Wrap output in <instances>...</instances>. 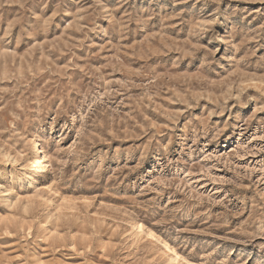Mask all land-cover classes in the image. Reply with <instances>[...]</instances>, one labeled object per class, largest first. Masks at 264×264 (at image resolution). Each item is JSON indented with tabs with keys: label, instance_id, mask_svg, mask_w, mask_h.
Wrapping results in <instances>:
<instances>
[{
	"label": "rangeland",
	"instance_id": "374dc122",
	"mask_svg": "<svg viewBox=\"0 0 264 264\" xmlns=\"http://www.w3.org/2000/svg\"><path fill=\"white\" fill-rule=\"evenodd\" d=\"M137 223L264 264V0H0V264H171Z\"/></svg>",
	"mask_w": 264,
	"mask_h": 264
},
{
	"label": "bare ground",
	"instance_id": "6f19581e",
	"mask_svg": "<svg viewBox=\"0 0 264 264\" xmlns=\"http://www.w3.org/2000/svg\"><path fill=\"white\" fill-rule=\"evenodd\" d=\"M220 42H221V40H220ZM38 151H39V149L36 146V149H35L34 152L36 153ZM10 156L6 155L5 157L7 159H10L9 158ZM37 156H40L39 152L37 153ZM6 158H5V160H6ZM34 158H35V156H34ZM39 158L42 160V162H41L42 168H41V172L38 171V173L40 172L43 175V174L48 172L47 170H48L49 166H48V162L46 161V157L45 156L42 155V157H39ZM134 229H136L138 234H146L149 238L154 239L159 244H161L166 249L167 253H169L170 256L172 257V259L170 261V263L172 262L171 264H182L183 261H185V263L188 264V261H186V259H184L171 245H169L166 241H163L160 238H158L156 236V234L151 229L146 228L142 223H137L136 224V228H134Z\"/></svg>",
	"mask_w": 264,
	"mask_h": 264
}]
</instances>
